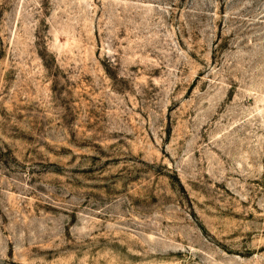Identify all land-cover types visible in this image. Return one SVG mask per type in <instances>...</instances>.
I'll return each instance as SVG.
<instances>
[{
    "label": "rangeland",
    "instance_id": "1",
    "mask_svg": "<svg viewBox=\"0 0 264 264\" xmlns=\"http://www.w3.org/2000/svg\"><path fill=\"white\" fill-rule=\"evenodd\" d=\"M0 264H264V0H0Z\"/></svg>",
    "mask_w": 264,
    "mask_h": 264
}]
</instances>
